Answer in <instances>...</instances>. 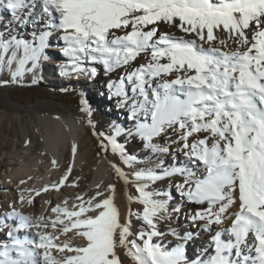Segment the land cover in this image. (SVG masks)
<instances>
[{"label": "snow or ice", "instance_id": "1", "mask_svg": "<svg viewBox=\"0 0 264 264\" xmlns=\"http://www.w3.org/2000/svg\"><path fill=\"white\" fill-rule=\"evenodd\" d=\"M0 9V69L10 73L0 84L25 72L36 84L55 37L62 76L124 70L106 87L132 122L104 132L88 120L101 151L118 157L109 163L127 214L113 183L71 206L45 201L52 216L13 202L0 216V264H264V0H0ZM72 173L70 163L58 180L21 188L18 202L77 187ZM69 233L79 242L60 240Z\"/></svg>", "mask_w": 264, "mask_h": 264}, {"label": "bare ground", "instance_id": "2", "mask_svg": "<svg viewBox=\"0 0 264 264\" xmlns=\"http://www.w3.org/2000/svg\"><path fill=\"white\" fill-rule=\"evenodd\" d=\"M0 17H2L3 24H8L7 13L2 9H0ZM60 46V43L53 37L49 50L53 51L55 57L45 63L47 77L55 82L68 83L75 81L77 86L85 84L84 86L95 93L101 102L103 101L106 104L105 108L110 103L113 104V108L109 106V110H116L118 119L127 117V120H129L127 109L119 107L115 99H109V90L106 87L109 79H91L86 76L67 77L61 74L58 75L59 77H55L52 70L60 69V65L65 60L59 53ZM0 100L4 106L0 110V126L8 116V110H13V114L8 117L7 127L12 129L13 119H16L20 125L21 132V138L16 137L14 139L13 147L0 153V216H3L9 210V205L13 202L16 203L17 209L25 215L33 217L41 215L52 216L49 205L45 201L50 199L53 204H57L61 203L65 197H68V203L71 206L73 198L77 194L86 193L87 195H93L97 191V184L101 186L108 181L116 185L115 203L119 208L121 217L123 218L127 214L129 204L125 191L120 189V183L123 182L118 179L115 180L114 170L109 163L110 160H116L117 158L114 157L110 150L106 155L104 152H100L97 147H89V143L93 141L92 138H90L89 143H85V135L88 133V118L78 108L72 104L52 98L39 100L35 103H19L11 98L8 89L3 84H0ZM39 105L43 106L46 111L39 114L38 123L33 117H25L21 112V108H31ZM57 109L60 113H56ZM31 135L35 137V140L31 139ZM39 138L42 141L40 149L36 146L40 140ZM73 143L78 145L75 157H73L71 152ZM137 147V142H133L129 146V151L135 152ZM66 156L67 161H65ZM53 159L57 161L56 166L52 164ZM70 163L73 164L72 180H77L83 170L92 167L91 180L86 183V180L82 178L78 180L77 187H72L71 183H69L60 192L42 193L35 199L34 205H29L27 202L24 204L18 202L17 198L21 188H38L43 184L58 180ZM29 177H31L30 180L28 179ZM21 180H25L26 183L21 185ZM163 186L161 185V187ZM130 187L131 185L127 189ZM105 195H107V192H105ZM235 210V208L232 209V211ZM181 221H183V217H181ZM159 228L160 231H166L167 226L160 224ZM46 230L52 231L51 228ZM3 235L4 233L0 232V238H3ZM64 239H69L74 243L79 242L71 233L60 235V240L63 241ZM170 240L171 237H166L163 243L168 244ZM53 254L55 255L56 253L54 252ZM191 254V251H189V255ZM125 264L130 263L125 260Z\"/></svg>", "mask_w": 264, "mask_h": 264}, {"label": "rangeland", "instance_id": "3", "mask_svg": "<svg viewBox=\"0 0 264 264\" xmlns=\"http://www.w3.org/2000/svg\"><path fill=\"white\" fill-rule=\"evenodd\" d=\"M48 53L51 58L55 57L53 51L51 52L48 49ZM51 58L49 60H52ZM139 62L140 61H137V63ZM45 63H47V61L43 62L41 69L36 74L38 78V82L36 84L31 83L33 74L28 72H25L24 75L19 78L20 80L19 83L3 84L5 85V88L8 89V92L10 93V96L13 100L19 103L27 104V103H35L43 99L52 98L54 100L72 104L73 106L78 108V110L81 111L82 108L81 99H87L88 105L91 108V116L89 117L87 112H82V111L81 112L88 118V120L90 119L93 122L97 131L108 132L110 126L113 124L121 125L124 128L132 127V122L130 120H127V117H125V119H123V117L118 119L116 117L117 114L116 110L113 109L112 111L111 109L109 110V106L113 108L112 103H110L105 108L106 104H104L103 101L101 102V100L96 97L95 93H93L86 86H84L85 84L77 86L75 81L63 83L61 81L55 82L54 80H50L45 72ZM14 67L15 66H13V70ZM95 67L97 68V75L95 77H90L91 79L102 78L104 80H108V79L115 80L119 77L121 72L124 71L123 69H117L109 74H105L102 65L97 64L95 65ZM52 71L56 78L59 77L58 75H60V69L52 70ZM9 79H10V73L7 67L0 69V80H9ZM3 107L4 106L0 100V110H2ZM45 111L46 109L41 105L34 106L31 108H21L22 114L25 117L28 116L33 117L36 123H38L39 114L44 113ZM13 112H14L13 110H8V116L5 118L3 124L0 126V153L11 149L13 147L12 146L13 141L16 137L21 138L20 125L18 124V121L16 119H13L12 129L7 127L8 117L12 115ZM56 113H60L58 109L56 110ZM87 128H88V133H86L85 135V143H89L90 138H92L93 141L89 143V147H94V148L97 147L100 152H103L101 151L97 137L93 135V129L89 123L87 124ZM31 139L35 140V137L31 135ZM122 141L123 138H121V142ZM132 143L133 142H130L128 144V149L130 144ZM41 145H42V141L40 139L39 142L36 144V146H38V149H40ZM116 158L118 159V157ZM65 161H67V156ZM92 173H93L92 167L86 168L80 173V177L78 178V180H81L83 178L84 180H86L87 183L91 180ZM115 180H117L116 176H115ZM109 183L111 182L108 181L105 184L101 185L99 191L105 193L106 186ZM120 189H123V191H125V186L123 183H120ZM127 192L135 195L134 187L131 185V187L127 189ZM139 207L140 206L136 203L132 204L133 210H136ZM138 227H139V222L134 220V230H136V228Z\"/></svg>", "mask_w": 264, "mask_h": 264}]
</instances>
